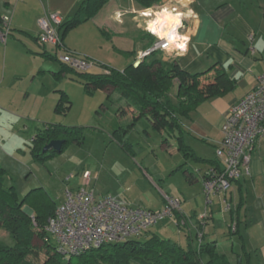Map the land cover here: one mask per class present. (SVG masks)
I'll use <instances>...</instances> for the list:
<instances>
[{
	"label": "crops",
	"instance_id": "0c3cea01",
	"mask_svg": "<svg viewBox=\"0 0 264 264\" xmlns=\"http://www.w3.org/2000/svg\"><path fill=\"white\" fill-rule=\"evenodd\" d=\"M83 1L0 0V19L7 17L10 28V33L6 36L5 41H0V91H3L2 87L6 79L18 77L13 73L6 74L8 61L19 62V66L22 63L19 74L26 73L34 76H44L46 73L42 70L43 65L41 64L58 62L56 63L59 67L58 70L56 68L48 70L55 83L72 75L67 72L59 74L62 68L59 60L54 61L42 55L43 53L52 55L54 49L51 46L38 44L37 20L45 13H55L60 16L63 24L74 16ZM166 1L168 0H160L158 5ZM186 1L185 11L187 12L190 8L196 16L188 23L189 27L186 30V36L189 38L187 51L175 58L171 57L172 55L168 52L157 51L155 55H158L163 61L175 62L180 69L190 74L204 72L218 64L224 69L228 78L235 83L232 91L221 97L203 101L187 118L178 119V128L174 127L163 131L167 136L164 142L175 141L177 151L181 153V158L184 161L171 174L184 171L185 181L190 184L188 186L195 183L200 184L203 195L202 179L207 177L210 171L218 170L216 166H219V161L215 156V149L222 141L221 127L225 121L226 113L233 103L243 98L255 87L257 76L264 72V50L256 47L257 41L264 38V0H255L256 6L247 12H245L246 7H244L243 0H221L220 2L217 0H191V3ZM125 4L129 8H124ZM151 8H155V6ZM144 10L147 9L138 6L132 0H108L93 18L81 23L66 34L63 39L64 48L92 61L94 67L86 73L93 75L103 74L106 71L104 67L122 72L130 64L146 61L151 55L140 58L143 52L151 48L144 50L148 42L147 33L142 29L144 19L134 18V14ZM117 13L122 14L119 19ZM157 13L158 11L155 12L154 17ZM73 34H78L82 40L71 41L70 38ZM168 35H175V29ZM93 46H96L98 50L108 47L114 54L120 58L124 57L125 60L122 59L123 61H120L122 64L119 63L118 66L112 64L110 60L109 62L102 60L97 51L92 48ZM237 73L240 75L237 76ZM49 82L53 84L51 80ZM173 89H176V85ZM0 96L2 98L0 100H4L5 94ZM136 122L128 124L126 139ZM199 136L205 138L203 141L206 147L194 146V143H203L200 139L198 140ZM187 139H190L193 144ZM182 148L192 156H184ZM190 164H193V167ZM142 173L144 177L147 174L145 171ZM89 184L90 178L87 185L89 186ZM165 200L167 203V199ZM174 200L179 202V209L170 217L174 219L173 222L178 227V234L181 232L182 238L176 236L175 240H169L185 247L188 237L191 238L192 244L196 245V237L199 235L202 243L207 242V240L204 241L205 230L209 223L213 224L214 222L213 213L208 214V210L205 209L203 213L207 215L201 221L200 217L196 216L198 213H202L204 207L198 213L191 207L187 213L181 208L182 200L180 198ZM224 200L230 208L228 211H225L224 208L222 210L229 231L232 234L236 231V234H241L243 243L252 248L256 255L255 264H264V143H261L252 152L248 172L242 171L241 175L231 182L225 195L215 196L214 202L211 200V204L224 207ZM193 202L198 205L200 196L198 195V200L196 197L185 198L184 206L191 205ZM202 204L208 206L206 199L204 203L202 201ZM214 242L218 249L216 238ZM224 255L226 256V254ZM236 259H238V255Z\"/></svg>",
	"mask_w": 264,
	"mask_h": 264
},
{
	"label": "rangeland",
	"instance_id": "374dc122",
	"mask_svg": "<svg viewBox=\"0 0 264 264\" xmlns=\"http://www.w3.org/2000/svg\"><path fill=\"white\" fill-rule=\"evenodd\" d=\"M243 1L245 12L254 9L257 4L255 0ZM124 8L129 7L125 4ZM70 40L76 42L82 39L78 34H73ZM92 48L102 60L108 62L110 60L116 66L122 64L120 61L125 60L108 47L100 50L96 46ZM53 52L57 56L61 53L56 50ZM155 59L159 57L153 54L146 61L151 62ZM56 63L41 64L42 70L46 73L44 76H34L19 74L22 63L19 66V62L8 61L6 74L13 73L18 77L6 79L2 87L3 91H0V95L5 94L4 100H0V111L20 118L13 126L12 132L29 141L24 145L23 150L18 148L11 156L0 148V167L5 171L2 177L3 186L13 187L19 200L30 194L24 208L30 211L33 208L44 211L47 205L56 206L63 200V193L67 187L85 188L95 196L110 195L126 201L131 207L142 206L143 209L149 208L154 211L162 210L167 206L166 197L180 198L181 208L187 213L191 207L197 213L204 207L202 213H198L196 217H201L205 209L208 210V214L213 213L214 222L208 224L204 241H215L216 238L218 252L226 254L233 264H248V260L250 264H255L256 255L252 248L243 243L241 234H232L229 231L222 211L224 207L214 204L203 206L202 201L204 203L206 196L201 194L200 184L195 183L189 187L190 184L185 181L184 171L171 174L184 163L181 153L177 151L175 141L170 140L165 143L167 136L163 131L158 132L147 118L141 117L127 135L126 143L123 140L118 143L113 130L127 126L133 119V113L130 111L120 115L123 102L120 100L119 91L95 89L92 90V94H88L84 89L86 81L76 74L55 83L48 70L53 68L58 70ZM50 80L53 84L49 82ZM61 93L65 94L69 106L63 114H57L54 109ZM169 96L173 103L176 102L174 89ZM46 125L81 129L82 144H67L61 153L54 154L43 162L35 160L30 154L32 138L44 131ZM199 139L203 141L205 138L199 136ZM187 141L192 143L190 139ZM4 143L8 141L0 137V144ZM194 144V146L206 147L204 141ZM190 165L193 167V164ZM143 171L147 172L145 177ZM84 172L90 174L89 186L84 184ZM70 176L72 179L66 183V179ZM198 195L200 196L198 205L193 202L184 206L185 198L196 197L198 200ZM214 197H210L212 202ZM173 221L170 216L165 217L151 227L148 233L163 239L175 240L176 236L182 238V233L178 234V227ZM47 238L50 249H55V239L50 235H47ZM145 238L146 236L139 237L141 240ZM0 240L5 244H11V239L5 230H0ZM198 242L196 237V243ZM237 255L238 259H236ZM44 258L43 248L37 249L36 258L29 255L26 260L36 264L41 263Z\"/></svg>",
	"mask_w": 264,
	"mask_h": 264
},
{
	"label": "trees",
	"instance_id": "16d2710c",
	"mask_svg": "<svg viewBox=\"0 0 264 264\" xmlns=\"http://www.w3.org/2000/svg\"><path fill=\"white\" fill-rule=\"evenodd\" d=\"M107 1L84 0L81 2L74 16L58 26L62 42L71 29L93 18ZM132 1L145 9L160 3V0ZM147 39L144 50L152 47L156 41L149 34ZM153 54L155 52L149 55ZM42 55L58 61L56 54L43 53ZM60 64L62 68L59 74L67 72L81 76L86 81L84 89L88 94H92V90L95 89L118 90L120 100L123 102L120 115H125L129 111L133 113L132 124L141 117H145L158 132L178 128V119L187 118L200 103L214 97H221L235 87L234 81L228 78L224 69L218 64L204 72L190 74L180 69L175 62H167L159 58L151 62L142 60L137 66L130 64L122 72L104 67L108 70V74L99 75L78 73ZM174 85H176V102L173 103L169 94ZM68 106L69 102L65 94L61 93L54 111L57 114H63ZM128 128L129 125L113 130L118 143L122 140L126 143ZM51 140H64L62 152L67 144H82L81 129L46 125L44 131L32 138L31 156L43 162L54 154H59L42 153V148ZM182 151L184 156H192L184 148ZM216 168L219 169V166L217 165ZM4 172L0 167V230L8 233L11 244H5L0 240V264H33L27 261L26 257L33 255L36 258L37 249L43 248L45 258L41 263L36 264H232L227 256L217 252L214 241L205 243L200 241L193 245L191 238L188 237L187 244L183 247L169 239L149 234V231L143 235L146 236L144 240L138 237L121 243L107 244L65 259L56 253L55 249H50L47 234L44 231L56 206L47 205L44 211L33 208L31 216L27 215L24 212V206L27 205L30 194L19 200L13 187L3 186ZM236 233L237 231L233 234ZM247 263L250 264V261L248 260Z\"/></svg>",
	"mask_w": 264,
	"mask_h": 264
},
{
	"label": "built area",
	"instance_id": "2783aa9c",
	"mask_svg": "<svg viewBox=\"0 0 264 264\" xmlns=\"http://www.w3.org/2000/svg\"><path fill=\"white\" fill-rule=\"evenodd\" d=\"M186 2V0H168L161 5H155V8L134 14V18L144 19L143 30L156 39L152 47L140 55L141 59L157 51L168 52L174 58L185 53L175 46V43L181 41L169 44L168 37H159L150 31L149 25L154 22L155 12L165 10L180 19L176 35L188 38L186 36L188 23L196 16L182 15L186 14V11L181 9L185 8ZM145 11L149 14L143 15ZM121 16L122 14L119 17ZM8 24L9 19L2 17L1 42H4L10 33ZM37 24L38 44L51 46L54 50L63 52L58 56L60 63L83 73L89 72L94 67L92 61L64 48L58 31V26L61 24L58 14L45 13L37 20ZM104 73L108 74V71ZM221 132L222 141L215 149L219 169L210 171L209 175L202 179V189L208 206L211 205L209 199L211 196L225 195L231 182L237 179L242 171L248 172L252 152L264 143V72L257 76L255 87L229 107ZM89 178L90 174L84 172L85 186ZM71 179L72 176L68 177L66 182ZM63 197V200L56 205L52 217L48 219L44 231L55 239V251L65 259L107 244L141 237L160 220L171 216L179 209V202L172 198H167L168 204L164 209L150 211L131 207L126 201L110 195L95 196L85 188L72 190L67 187ZM223 204L224 210L228 211L230 209L228 203L224 200ZM206 215L200 217V220L203 221ZM200 238L198 236L199 242Z\"/></svg>",
	"mask_w": 264,
	"mask_h": 264
},
{
	"label": "clouds",
	"instance_id": "9594fccd",
	"mask_svg": "<svg viewBox=\"0 0 264 264\" xmlns=\"http://www.w3.org/2000/svg\"><path fill=\"white\" fill-rule=\"evenodd\" d=\"M188 2L191 3V0H188ZM148 14L149 13L147 11L143 13V15H148ZM116 15H117V18L119 19L120 13H117ZM163 15L165 19L169 18V14L167 12L163 13ZM182 15L192 16V15H195V13L193 12L192 9L189 8L187 13L182 14ZM175 21L177 24H179L180 23L179 17H176ZM120 22L122 23V21ZM156 23L160 24L161 21L157 20ZM150 31H152L153 33H156L157 28L153 27L152 29H150ZM177 40L181 42L175 43ZM168 43L169 44L175 43L176 48L180 49L182 52L187 51L188 38L173 35V36L168 37ZM256 47L257 49L264 50V38L257 41ZM228 63H231V61H228ZM239 75L240 74L237 73V76ZM19 119L20 118L18 116H14L10 113L0 111V137H3V139L8 141V143L0 144V148H3L4 151L10 156L15 153L16 149L19 148L23 150L24 145L29 143V141H27L25 138L12 132L13 126L18 123Z\"/></svg>",
	"mask_w": 264,
	"mask_h": 264
},
{
	"label": "bare ground",
	"instance_id": "6f19581e",
	"mask_svg": "<svg viewBox=\"0 0 264 264\" xmlns=\"http://www.w3.org/2000/svg\"><path fill=\"white\" fill-rule=\"evenodd\" d=\"M165 12H167L169 14L168 20L165 19L164 15H163V13H165ZM176 17H178V16H176L173 13H170L168 11H165V10L164 11H158V13L156 14V17H153L154 18V22L150 23L149 28L150 29H152L153 27L157 28L156 34L159 37H164V36L170 37V36H173V35H168V34L171 33L174 29H175V35H176L177 26L180 24V23L179 24L176 23V21H175ZM157 19L161 21L160 24L156 23Z\"/></svg>",
	"mask_w": 264,
	"mask_h": 264
},
{
	"label": "water",
	"instance_id": "95a60500",
	"mask_svg": "<svg viewBox=\"0 0 264 264\" xmlns=\"http://www.w3.org/2000/svg\"><path fill=\"white\" fill-rule=\"evenodd\" d=\"M139 63L140 61H137L134 64V66H137ZM64 143H65L64 140H51L42 148V153H45L50 150H52L55 153H60ZM24 212L29 216L32 213V211H30L28 208H24Z\"/></svg>",
	"mask_w": 264,
	"mask_h": 264
},
{
	"label": "flooded vegetation",
	"instance_id": "af4514ba",
	"mask_svg": "<svg viewBox=\"0 0 264 264\" xmlns=\"http://www.w3.org/2000/svg\"><path fill=\"white\" fill-rule=\"evenodd\" d=\"M47 152H53L52 150H50V151H47ZM46 153V152H45Z\"/></svg>",
	"mask_w": 264,
	"mask_h": 264
}]
</instances>
